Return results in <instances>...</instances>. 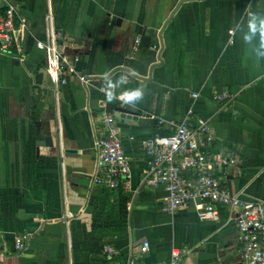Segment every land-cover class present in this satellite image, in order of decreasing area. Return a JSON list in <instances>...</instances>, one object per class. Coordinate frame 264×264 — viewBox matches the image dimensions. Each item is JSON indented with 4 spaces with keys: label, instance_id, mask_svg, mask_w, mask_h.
Wrapping results in <instances>:
<instances>
[{
    "label": "crops",
    "instance_id": "obj_1",
    "mask_svg": "<svg viewBox=\"0 0 264 264\" xmlns=\"http://www.w3.org/2000/svg\"><path fill=\"white\" fill-rule=\"evenodd\" d=\"M49 8L59 49L71 62L79 58L73 61L78 74L109 77L120 95L144 91L143 100L129 105L138 121L117 120L132 169L127 190L92 183L101 115L117 105L100 92L107 80L86 89L72 74L58 103L54 97L46 52L36 47L46 41ZM248 13H258L255 35ZM20 18L28 25L26 60L0 52V264H117L132 256L137 264H168L174 248L183 252L182 264H242L229 210L219 207L218 221L201 217L194 203L168 213L164 187L147 183L143 144L173 134L171 121L193 128L206 123L214 135L211 150L236 154L242 168L240 174L216 169L214 176L242 201L264 203V0H17ZM220 93L233 98L218 103L213 96ZM45 110L58 121L62 146L37 155L32 115ZM23 236L19 253L15 240ZM107 245L114 256L104 252Z\"/></svg>",
    "mask_w": 264,
    "mask_h": 264
},
{
    "label": "built area",
    "instance_id": "obj_2",
    "mask_svg": "<svg viewBox=\"0 0 264 264\" xmlns=\"http://www.w3.org/2000/svg\"><path fill=\"white\" fill-rule=\"evenodd\" d=\"M5 7L4 14H0V52H16L20 61L26 60L25 47L27 43L28 25L25 19H16L17 0H0ZM46 41L36 43L39 50L46 52V65L52 79V91L58 99L62 86L68 83V77L77 75L81 84L89 89L99 82V79L80 75L74 69L75 57L71 62L59 49L60 35L55 24V15L51 8L45 15ZM231 35L234 32L231 31ZM139 41V40H138ZM137 41V42H138ZM115 86L111 90L117 97L120 94ZM100 92L106 95L105 85H101ZM118 93V94H117ZM197 98V95H194ZM230 93H220L213 96L218 103L232 100ZM56 112L59 114L57 107ZM101 123L104 135L95 141L97 170L92 183L107 190H127L132 169L124 151L121 130L114 113L103 112ZM163 123V121H162ZM175 128L171 135L154 136L147 139L144 152L148 158L147 183L152 187L162 186L167 193V211L170 214L194 203L197 211L204 219L218 221L219 207H224L232 214L237 231L240 235L241 263L264 264V203L242 201L238 195L230 193L225 184L214 176L216 169L230 167L236 173L242 171L240 158L236 154L222 155L211 150L214 135L208 124L198 128L191 127L187 122H169ZM194 172L195 178L190 179L185 173ZM70 217H74L73 214ZM4 239L0 233V241ZM26 236L15 240V249L21 253L26 248ZM104 252L114 256L115 250L107 245ZM148 252V245H143L141 256ZM183 252L174 248L168 264H182ZM137 264L135 257H130L125 263Z\"/></svg>",
    "mask_w": 264,
    "mask_h": 264
},
{
    "label": "water",
    "instance_id": "obj_3",
    "mask_svg": "<svg viewBox=\"0 0 264 264\" xmlns=\"http://www.w3.org/2000/svg\"><path fill=\"white\" fill-rule=\"evenodd\" d=\"M169 19L167 23L170 21ZM120 22V21H119ZM166 23V24H167ZM165 24V25H166ZM120 25V23H119ZM160 34V40H161ZM162 41V40H161ZM162 45V42H161ZM160 58V57H159ZM161 59V58H160ZM126 72L130 73L133 77L139 78L137 75H135L132 71L129 69H124ZM109 77L102 78L100 80H108ZM48 111H43L42 116L32 122V126L34 129L32 137L35 138V146H36V153L37 155H40L41 148H49V149H56L57 151L61 150L62 141L59 137V126L58 121L54 118V116H47ZM114 116L117 118L119 122H130V121H138L140 118V114L136 111H133L131 107H129V104H126L124 102L117 103V105L114 107ZM56 128L57 132V141H54L53 134L51 133L52 130ZM21 144H20V150L22 155H20V159L23 161L24 157V140L21 138ZM31 141V140H30ZM67 154H77V150L74 149H67L65 151ZM14 156V153L12 152V157Z\"/></svg>",
    "mask_w": 264,
    "mask_h": 264
},
{
    "label": "clouds",
    "instance_id": "obj_4",
    "mask_svg": "<svg viewBox=\"0 0 264 264\" xmlns=\"http://www.w3.org/2000/svg\"><path fill=\"white\" fill-rule=\"evenodd\" d=\"M249 15V23H248V30L252 35H255L257 32V24L255 23V20L258 18V13H248ZM231 31L234 32V28L231 29ZM259 32L261 36V46L264 47V19L260 20L259 25ZM251 39L250 36H245V40L249 41ZM120 82H127L126 76L120 77ZM114 86L111 84V80H107V83L105 84V90H106V97L111 102V100L116 99L115 93L111 90ZM144 97V91L141 88H136L132 90H127L121 93L119 96V99L122 100L124 103L129 105H134L141 100H143Z\"/></svg>",
    "mask_w": 264,
    "mask_h": 264
},
{
    "label": "trees",
    "instance_id": "obj_5",
    "mask_svg": "<svg viewBox=\"0 0 264 264\" xmlns=\"http://www.w3.org/2000/svg\"><path fill=\"white\" fill-rule=\"evenodd\" d=\"M32 116H33L34 121L38 120V118H39L38 115H36V114H33Z\"/></svg>",
    "mask_w": 264,
    "mask_h": 264
}]
</instances>
